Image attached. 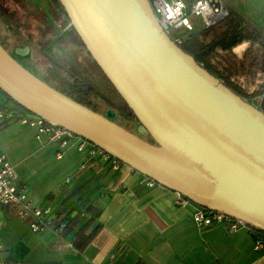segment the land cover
Here are the masks:
<instances>
[{
    "label": "water",
    "instance_id": "obj_1",
    "mask_svg": "<svg viewBox=\"0 0 264 264\" xmlns=\"http://www.w3.org/2000/svg\"><path fill=\"white\" fill-rule=\"evenodd\" d=\"M86 51L134 113L140 135L73 101L0 45V89L138 174L264 230V112L162 30L148 0H59ZM28 53L29 47L24 49ZM21 54L20 49L16 51Z\"/></svg>",
    "mask_w": 264,
    "mask_h": 264
},
{
    "label": "crops",
    "instance_id": "obj_2",
    "mask_svg": "<svg viewBox=\"0 0 264 264\" xmlns=\"http://www.w3.org/2000/svg\"><path fill=\"white\" fill-rule=\"evenodd\" d=\"M251 1L256 6L247 17L232 2L224 5L264 40V0ZM252 46L261 59L264 47L257 42L244 41L232 52L249 57ZM59 151L44 135L36 138L34 128L0 120V154L14 166L18 184L35 205L50 204L67 223L58 235L53 229L20 233L14 224L3 235L9 220L0 212V264H264V248L254 249L248 228L197 226L194 203L178 204L175 191L140 185V174L130 167L113 169L73 143L57 158ZM96 228L88 243H74L78 231L89 236ZM15 238L23 240L20 247Z\"/></svg>",
    "mask_w": 264,
    "mask_h": 264
},
{
    "label": "trees",
    "instance_id": "obj_3",
    "mask_svg": "<svg viewBox=\"0 0 264 264\" xmlns=\"http://www.w3.org/2000/svg\"><path fill=\"white\" fill-rule=\"evenodd\" d=\"M2 1L9 9L12 18L18 21L20 20L19 22H24L22 17L24 18L28 14H32V12L34 13V11L36 13H39L38 18L35 20L37 22L34 21L33 26H30V22L25 23L24 26V24L22 23L17 24L13 22L12 24L11 21V23L7 27V29L14 34H17V30L23 28L33 30L37 29L36 31L38 32V34H34L30 30H25L26 32H32L33 35V38L30 37L29 39L26 38L27 40H23L25 41L24 45L31 46V51L33 49V43L35 45L37 44L38 47L36 48L38 49V52L43 53L46 51H50V45L54 41V39L60 37L62 34H64V32H66L64 28L68 26L69 18L59 0H46L52 7V13L44 11L41 7L38 8L35 4H29V0ZM186 2L189 3L190 0H186ZM49 20L50 22H48ZM220 23L224 24V29L211 41L207 43L203 42L201 40V35L204 31L213 29L214 26L203 28L202 30L198 31L193 30L191 32L183 33V42L179 45V47L186 54L192 56L198 64H202L201 66L210 74L220 79L222 83L236 95L242 98H250L253 96L264 94V85H261L252 94H248V97L244 96L243 90L229 80L233 67L223 64L218 68L217 66L211 64L210 59L217 55V52L221 51L225 54H231L233 48L240 45L244 41H249L252 44L257 42L262 47H264V40H262L259 32L254 27L249 25L248 22L240 17L236 12L229 10V15ZM3 25H0V34L5 29L6 25ZM66 30L67 33L71 35V42L80 44V46L85 50L90 64L93 66L94 73L91 74V77L88 75L90 77L89 80L72 74V66L69 63L61 64L59 62L51 61L52 63L50 64V66H48L42 74L36 73L34 70H32L31 67L27 68L23 65L22 66L34 76L39 78L41 81L54 88L56 91L62 93L73 101L87 107L88 109H91L98 114L103 115L105 113L99 109V106H105V110H111L113 113H116V116L113 120L116 124L133 133L134 135L140 137L141 139L155 145L156 143L150 135L142 136L138 133L137 128L140 125V122L137 120L134 113L130 110L123 98L111 84L109 79L105 76L98 64L86 51L75 29L72 27H67ZM11 41L12 43H15L14 40ZM18 42L19 41H17V43ZM0 45L2 46L1 43ZM246 55L247 53L245 54V56ZM255 64L256 63H254V61L252 60L251 66H254ZM261 69L264 70V65H262ZM91 78L94 80L97 78V81L95 80L96 82H94L95 84L92 82ZM96 85H99L98 88L101 87L107 95H101ZM0 92L4 94V96L8 100L13 101L20 111H27L21 105L16 103L12 98L6 95L1 89ZM260 109L262 110V112H264V98H262L261 100ZM131 126H134V129L131 128ZM118 161L123 164L120 160ZM6 207H8L9 210H12L11 208H13L12 206ZM248 229L254 233V238H256V236L258 235L264 236V230L256 226L248 224ZM96 230L97 228L89 236H82L81 231H78L74 243H80L81 245L88 243Z\"/></svg>",
    "mask_w": 264,
    "mask_h": 264
},
{
    "label": "built area",
    "instance_id": "obj_4",
    "mask_svg": "<svg viewBox=\"0 0 264 264\" xmlns=\"http://www.w3.org/2000/svg\"><path fill=\"white\" fill-rule=\"evenodd\" d=\"M148 2L162 30L178 46L182 44L183 36L177 32L173 33V30L182 28L185 33L193 31L192 16L201 18L203 27L208 28L219 24L229 15V10L222 0H190L189 3L186 0H148ZM262 55L261 61L258 63V72L256 71V75L259 76H264V71L261 69L262 65H264V56ZM258 82L257 78L256 83ZM260 82L261 85H264V78ZM254 86H252V89ZM262 98H264V94L250 97L247 101L260 107ZM14 119L34 128L36 138L39 139L44 135L48 142L56 143L60 149L56 155L57 158L61 157V150L73 143L78 151H86L90 156L99 157L110 163L113 169L118 170L123 165L116 158L83 137L64 127L50 124L31 112L18 110L0 111V120L10 121ZM139 184L151 188L156 185V182L140 174ZM176 194L178 204L186 205L192 203L179 193ZM0 206H12L18 218L29 219L28 228L31 232L53 229L58 235L67 227L65 220L58 219V216L53 213V207L50 204L38 206L29 199L25 188L18 184V174L14 166L7 160L5 154H0ZM192 219L197 226L221 225L229 231L248 228V224L239 218L219 211L205 209L196 204H194ZM262 248H264V236L258 235L254 238V249L259 250Z\"/></svg>",
    "mask_w": 264,
    "mask_h": 264
},
{
    "label": "rangeland",
    "instance_id": "obj_5",
    "mask_svg": "<svg viewBox=\"0 0 264 264\" xmlns=\"http://www.w3.org/2000/svg\"><path fill=\"white\" fill-rule=\"evenodd\" d=\"M227 1L232 2L233 9L237 11L238 14L242 16H251L250 11L254 9L253 2L251 0H223L224 4L227 3ZM40 3L44 5L43 0H40ZM256 6V5H255ZM11 8V7H10ZM191 22L193 24L194 30H202L203 24L201 22V18L199 17H191ZM13 24V22H12ZM30 26H33L34 21H31ZM25 26V25H24ZM23 28V27H22ZM224 29V24L220 23L213 27V29H209L207 31H204L201 35V40L205 43L211 41L215 36L219 35L221 31ZM32 31L33 33L37 32L33 29H28ZM26 32V31H25ZM177 32L178 34L183 35L185 33L182 28H179L177 30H173V33ZM191 32V31H190ZM22 44V42H21ZM23 44H25V41H23ZM37 44L35 45L33 43L32 51L30 52V58H31V68L38 74H42L45 69L50 66L52 63L51 61L59 62V63H69L72 66V74L78 77H82L84 79L89 80L91 77V74H93V66L90 64V61L87 57V54L85 50L80 46L78 43H54L53 47H50V51L46 52H38ZM254 47L252 46L249 50L251 51V55L249 57L241 56L239 59L237 54L233 51L231 54H225L221 51L217 52V55L212 57L210 59V62L212 65L217 66L219 68L220 65H230L233 67L229 80L239 88H241L244 92V96H247L248 94H252L255 90H257L261 86V80L264 78V76L256 75V68H258V63L261 61L259 59V54L255 53ZM253 51V52H252ZM252 60L254 63H256L254 66H251ZM202 65V64H201ZM90 77H89V76ZM259 80L258 83H256V80ZM92 79V78H91ZM97 81V78L95 79ZM94 79H92V82H96ZM95 84V83H94ZM255 85V86H254ZM99 85H96L98 88ZM252 86L254 88L252 89ZM98 91L101 95L106 94L105 91L99 87ZM252 92V93H251ZM107 95V94H106ZM248 97V96H247ZM17 106L16 104L8 100L4 97V95L0 92V111L1 112H8L9 110H17L15 109ZM99 109L103 112H106L107 110L105 106H99ZM107 109H114V108H107ZM20 111V110H18ZM134 126H131L133 128ZM134 129V128H133ZM6 206H0V212L2 214H5L6 218L9 220V223L7 222L6 225L3 227V235L7 233V229L9 228V224H14L15 229H19L20 233H23L25 231L29 232L27 230L28 228V221L29 219H21L18 218L16 215H10L11 210H7ZM9 214V215H8ZM12 216V217H11ZM17 239L15 238V244L17 243ZM23 243L22 241H19V243L16 244L17 247H20Z\"/></svg>",
    "mask_w": 264,
    "mask_h": 264
},
{
    "label": "flooded vegetation",
    "instance_id": "obj_6",
    "mask_svg": "<svg viewBox=\"0 0 264 264\" xmlns=\"http://www.w3.org/2000/svg\"><path fill=\"white\" fill-rule=\"evenodd\" d=\"M30 3L29 4H35L38 8H42L44 11L52 13V7L50 5V3L46 0H43L44 5H42L40 3V0H29ZM34 11V10H33ZM39 16V13H36L34 11V13L32 12V14H28L27 16H25L24 18L22 17V19L24 20V22H19L18 20H15L14 18H12L9 9L5 6L4 2L2 0H0V25H6L5 29L3 30V32L0 34V43L2 44V46L4 47V49H6V51L21 65H23L24 67L29 68L30 64H31V58H30V52H31V46L29 45H24L21 44L19 42H22L23 40H27L30 37L33 38L32 32L27 31L25 32V30L28 29H19L17 30V34L12 33L10 30L7 29V27L9 26V24L12 22L17 23V24H24L25 23H29L31 21H35ZM51 17V16H50ZM37 22V21H35ZM50 22V20L48 21ZM3 25V26H4ZM67 26L64 28V30L66 32H64V34H62L60 37H57L54 39V41L51 43L50 47H53L54 43H72L71 42V35L67 33ZM34 34H38L34 33ZM27 38V39H26ZM11 40H14L15 43H12ZM17 41H19L17 43ZM28 46L29 47V51L28 53H25L24 47ZM17 49L22 52L21 54H17L16 51ZM41 49V48H40ZM246 100L248 98H245Z\"/></svg>",
    "mask_w": 264,
    "mask_h": 264
}]
</instances>
